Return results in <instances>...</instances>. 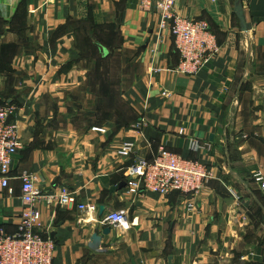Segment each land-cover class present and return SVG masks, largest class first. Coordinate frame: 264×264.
Listing matches in <instances>:
<instances>
[{
  "label": "crops",
  "instance_id": "1",
  "mask_svg": "<svg viewBox=\"0 0 264 264\" xmlns=\"http://www.w3.org/2000/svg\"><path fill=\"white\" fill-rule=\"evenodd\" d=\"M174 11L216 36L217 54L194 77L173 72L179 57L154 1L145 9L138 0H0V103L15 109L21 142L12 193L0 187V229L18 231L23 173L45 194L64 190L73 203L38 206L52 264H264V191L252 180L264 175V0H174ZM85 25L116 36L98 44L123 59L128 115L94 127L104 133L68 118L69 94L89 74L77 49ZM126 142L135 144L130 156L120 152ZM194 142L209 149L192 151ZM164 148L210 170L195 199L120 188L135 158L152 161ZM83 204L95 211H79ZM112 211L129 229L104 221Z\"/></svg>",
  "mask_w": 264,
  "mask_h": 264
},
{
  "label": "built area",
  "instance_id": "2",
  "mask_svg": "<svg viewBox=\"0 0 264 264\" xmlns=\"http://www.w3.org/2000/svg\"><path fill=\"white\" fill-rule=\"evenodd\" d=\"M142 8L156 4L159 14V29L168 30L174 40L175 51L179 57L173 70L178 75L194 77L218 52L216 36L209 25L201 20L185 18L174 11V0H138ZM15 109L0 103V187L12 193L9 187V171L13 158L20 150L19 127L9 118ZM93 132L104 133L103 129L93 128ZM209 149L208 144L199 146L192 143L190 149ZM135 144L123 143L120 152L124 155L134 153ZM210 170L202 163L189 160L181 155L161 149L152 161L135 158L126 173V188L133 193L139 189L145 192L167 197L179 193L193 200L210 179ZM253 182L264 191V175L256 172ZM21 181L22 210L19 217L18 231L7 235L0 229V264H52L54 245L51 240L42 238L37 229L40 227L39 203L46 207L64 206L74 202V198L63 191L49 195L36 185V177L23 173ZM81 212H94L93 204L78 205ZM104 221L119 230L129 229L126 215L120 211L109 212Z\"/></svg>",
  "mask_w": 264,
  "mask_h": 264
},
{
  "label": "rangeland",
  "instance_id": "3",
  "mask_svg": "<svg viewBox=\"0 0 264 264\" xmlns=\"http://www.w3.org/2000/svg\"><path fill=\"white\" fill-rule=\"evenodd\" d=\"M95 33L85 25L77 34V49L89 74L80 91L75 89L68 97V118L77 123L74 128L86 133H91L94 127H104L111 119H123L128 115L121 96L122 56L115 48L98 44L108 45L116 36L102 37ZM84 37H90L92 42ZM103 47L109 51L106 56Z\"/></svg>",
  "mask_w": 264,
  "mask_h": 264
},
{
  "label": "water",
  "instance_id": "4",
  "mask_svg": "<svg viewBox=\"0 0 264 264\" xmlns=\"http://www.w3.org/2000/svg\"><path fill=\"white\" fill-rule=\"evenodd\" d=\"M236 13H237V17H238L239 20H240V23H241L242 29H243V31H245V30H246V28H245V22H244V19H243V16H242L243 14H242L241 10L238 8V9L236 10ZM125 185H126L125 183L121 184V185H120V188H122V187L125 186ZM105 233H106V234L109 233L108 230H107ZM168 263L171 264V258H168Z\"/></svg>",
  "mask_w": 264,
  "mask_h": 264
}]
</instances>
